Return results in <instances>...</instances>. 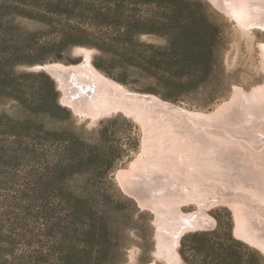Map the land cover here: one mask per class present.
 I'll use <instances>...</instances> for the list:
<instances>
[{"label": "rangeland", "instance_id": "374dc122", "mask_svg": "<svg viewBox=\"0 0 264 264\" xmlns=\"http://www.w3.org/2000/svg\"><path fill=\"white\" fill-rule=\"evenodd\" d=\"M263 44L264 30L242 31L209 0H0V264H165L156 215L122 187L155 154L153 134L123 113H75L37 66L79 64L87 49L128 91L210 113L264 85ZM228 203L206 204L214 223L184 232L180 264H264Z\"/></svg>", "mask_w": 264, "mask_h": 264}, {"label": "bare ground", "instance_id": "6f19581e", "mask_svg": "<svg viewBox=\"0 0 264 264\" xmlns=\"http://www.w3.org/2000/svg\"><path fill=\"white\" fill-rule=\"evenodd\" d=\"M209 1L242 31L251 27L264 30V0ZM260 48L264 55V44ZM76 54L82 58L76 65L37 66L55 80L63 92L62 102L92 119L123 113L144 124L158 142L151 144L153 157L136 160L122 181L125 191L156 215L155 259L180 264L177 248L181 236L190 229L200 232L213 225L204 207L217 198L225 203L235 201L228 203L236 215L235 235L264 255V85L251 92L236 89L231 101L213 112H192L130 92L91 65L89 50L76 49ZM253 150H257L255 154ZM221 189H229L228 194L222 190L228 198ZM215 191L224 197H217ZM186 199L196 202L199 209L182 214L178 206Z\"/></svg>", "mask_w": 264, "mask_h": 264}, {"label": "trees", "instance_id": "16d2710c", "mask_svg": "<svg viewBox=\"0 0 264 264\" xmlns=\"http://www.w3.org/2000/svg\"><path fill=\"white\" fill-rule=\"evenodd\" d=\"M42 77V76H41ZM44 77V76H43ZM45 79H47L48 80V77H44ZM54 105H55V108L57 109V110H60V108L56 105V96H55V102H54ZM216 230V229H215ZM215 230L213 231V232H215ZM209 234H211V233H208V232H204V233H202V234H200V235H202V236H207V235H209ZM230 237V236H229Z\"/></svg>", "mask_w": 264, "mask_h": 264}, {"label": "water", "instance_id": "95a60500", "mask_svg": "<svg viewBox=\"0 0 264 264\" xmlns=\"http://www.w3.org/2000/svg\"><path fill=\"white\" fill-rule=\"evenodd\" d=\"M41 68V67H40ZM39 67H36L35 70H38V71H43L44 73H46L48 76L51 77V75L46 71V70H41ZM52 78V77H51ZM72 109V108H71ZM73 110V109H72ZM189 231H192V232H195L197 230H193V229H190ZM264 256V255H263Z\"/></svg>", "mask_w": 264, "mask_h": 264}]
</instances>
